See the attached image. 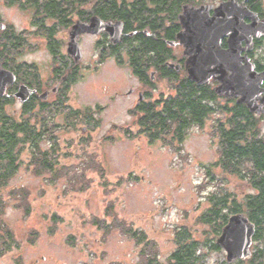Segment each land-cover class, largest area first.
I'll list each match as a JSON object with an SVG mask.
<instances>
[{
  "label": "rangeland",
  "instance_id": "obj_1",
  "mask_svg": "<svg viewBox=\"0 0 264 264\" xmlns=\"http://www.w3.org/2000/svg\"><path fill=\"white\" fill-rule=\"evenodd\" d=\"M218 4L220 0H197L194 6ZM2 14L7 21L28 27L26 17L14 9L3 8ZM61 35L62 31L58 37ZM183 51L182 46L175 50L177 59L184 56ZM46 55L41 51L32 58L46 64L49 58ZM259 55L264 56V45ZM82 58L77 61L78 66L86 63L93 69L84 70L81 77L69 84L65 104L76 110L102 107L101 126L91 130L79 123L76 129L57 131L58 167H70L71 171L56 181L52 175L37 176L33 170H28L31 151H22L20 171L0 191V197L7 202L2 219L15 238L13 248L7 246V252L0 257V264L139 263L140 247L136 246L135 240L119 229L105 234L90 224L93 217L104 219L108 224L116 218L134 230L144 232L157 246L163 260L175 248V225L193 227L196 234H200L197 218L209 206L207 194L218 186L216 182L207 186L203 193L199 191V186L207 182V166L218 158L217 139L212 132L215 116L203 130L194 127L189 132L180 153L160 143L150 145L144 137L135 139L120 130L112 132L111 126L116 125L136 133L129 115L135 96H127L132 94L130 89H137L136 81L126 67L121 68L109 59L94 68L97 51L89 40L84 43L83 62ZM43 73L47 76L48 69L45 68ZM159 93H172L167 81L158 82V92L154 93L153 100ZM58 104L61 110L53 122L63 124L67 106ZM108 135L113 141L104 139ZM92 159L103 166V176L99 170L90 167ZM211 172L226 190L241 195L249 189L219 169ZM81 175L85 180L78 178ZM129 175L132 180L127 181ZM18 188H25L29 193L30 211L26 216L22 209L14 207L20 201L11 194ZM33 230L38 236L30 244L28 237ZM208 257L209 264H219L226 258L224 251L222 254L211 253Z\"/></svg>",
  "mask_w": 264,
  "mask_h": 264
},
{
  "label": "trees",
  "instance_id": "obj_2",
  "mask_svg": "<svg viewBox=\"0 0 264 264\" xmlns=\"http://www.w3.org/2000/svg\"><path fill=\"white\" fill-rule=\"evenodd\" d=\"M65 1L67 8L70 3L75 2ZM196 2L197 0H134L127 4L125 0H105L103 7H98L97 10L103 14V19L120 21L125 24L127 30L133 27L129 31H136L135 36L126 44V56L133 75L147 85L146 97L150 98L151 93L158 92L159 81H167L172 90L171 94L159 93L156 100L142 101L129 110L136 133H132L127 127L120 128L116 125H112L110 131L120 130L135 139L144 137L150 145L160 143L180 153L189 132L194 127L203 130L207 122L215 116L212 132L217 139L218 158L207 166V182L199 186V191L203 193L207 186L216 182L218 186L207 194L206 201L209 206L197 218V225L201 226L200 234L197 235L193 227L175 225V248L170 256L163 260L157 246L144 232L134 230L123 221L114 218V221L108 224L104 219L93 217L90 224L97 226L105 234L112 229H119L134 239L136 246L140 247V261L137 264H209L208 256L211 253L223 252L216 240L229 217L243 214L255 227L250 248L251 256L231 264H264V115L252 114L245 105L238 104L236 100L218 96L214 91L217 85L214 82L199 86L189 80L183 67L184 57L177 59L175 53V50L180 48L177 46L176 36L181 32L179 17L183 7L194 6ZM236 2L256 13L260 20H264L263 0ZM49 3L51 16L63 10L55 0H49ZM144 30H147L148 34L143 33ZM120 45H115L113 49L116 61H122L121 51L117 49ZM263 45L264 36L254 40V50L249 54L258 72L264 70V56L259 55ZM177 63L181 64L179 72L174 68ZM170 65L174 67L171 68ZM70 66H74V63L68 61L67 70ZM151 73L154 74L153 80ZM73 78L74 75L69 76V84ZM66 109L63 124L53 122L59 113V109L53 106L49 112L34 114L33 126L25 120L23 123H17L3 115L0 126V191L6 188L20 171L21 154L25 149L31 151L27 169L33 170V174L37 176L52 175L56 181L71 171L70 167H65L64 173V170L58 167L57 131L65 128L76 129L79 123L88 129L97 130L101 126L99 114L103 108L96 106L76 110L67 106ZM104 139L113 141L111 135ZM90 164L91 168L99 170L103 176L104 169L99 162L96 163L92 159ZM212 169H219L223 174L236 178L249 189L241 195L226 190L219 185L221 181L211 172ZM78 178L85 180L84 175ZM120 180L122 182L124 179L121 177ZM130 180L131 175L127 177V181ZM28 194L25 188L15 189L11 194L15 200L20 201L14 207L22 209L25 216L30 211ZM6 206L7 202L0 197V257L7 252V246L13 248L15 243L12 230L2 219ZM37 236V231H31L28 242L33 244ZM219 264H228L226 258Z\"/></svg>",
  "mask_w": 264,
  "mask_h": 264
},
{
  "label": "flooded vegetation",
  "instance_id": "obj_3",
  "mask_svg": "<svg viewBox=\"0 0 264 264\" xmlns=\"http://www.w3.org/2000/svg\"><path fill=\"white\" fill-rule=\"evenodd\" d=\"M55 1L62 6L63 10L56 13L55 16H51L49 0H0V24L5 25V29L0 30V72H7L13 78L12 83L6 84L0 97V126L3 122V115L17 123H23L25 120L30 126H33L34 114L49 112L52 106L59 109L60 112L61 108L58 103L65 104L67 98L65 91L69 84V76L74 75L73 79H76L81 77L84 70L93 69L92 65L86 63L78 66V63L76 64L68 55L70 32L76 23L90 24L94 18L104 24L110 23L112 26L118 22L121 23L120 36L118 41L113 43L110 34L106 31H100L98 34L79 35L76 41L81 54L83 53L81 61L83 62L84 59V43L89 40L97 51L94 68L109 59L120 65L121 68L126 67L132 74L137 89H130L129 92L132 94L127 96H135L133 108L142 101L153 100L154 93L150 94V98L146 97L147 85L140 82L128 66L125 47L131 37L136 34V31H129L133 27L127 30L125 24L120 21L103 19V14H100L97 8L103 7L105 0H75L74 3L69 4L68 8L65 0ZM125 1L127 4H131L134 0ZM3 8L14 9L19 15L26 17L28 27H20L15 22L4 19ZM61 31L62 35L58 37ZM143 33L148 34L147 30H144ZM223 43L226 47L224 39L222 47ZM117 44H121L117 49L121 51L122 61H116L115 54H113L114 46ZM41 51L48 55H46L47 58L49 57L46 64L32 58ZM68 61L74 63V66H70L69 70H67ZM184 63L185 57L183 62L185 69ZM180 65L176 64L179 67L178 71L176 66L174 67L177 72L181 69ZM45 68L48 69L47 76L43 73ZM151 78L154 79L153 73H151ZM51 80L56 83L52 84ZM8 110L12 112L10 113Z\"/></svg>",
  "mask_w": 264,
  "mask_h": 264
},
{
  "label": "water",
  "instance_id": "obj_4",
  "mask_svg": "<svg viewBox=\"0 0 264 264\" xmlns=\"http://www.w3.org/2000/svg\"><path fill=\"white\" fill-rule=\"evenodd\" d=\"M179 23L181 32L176 40L184 49V65L189 80L199 86L213 81L217 83L214 91L218 96L236 100L252 114L264 115V70L256 71L249 58V53L254 49V40L264 36V20L236 0H225L217 6L186 5ZM121 28L119 22L112 26L96 18L90 24L76 23L70 32L68 55L75 63L82 58L76 41L79 35L106 31L112 42L116 43ZM4 29L5 25L0 24V30ZM223 39L225 48L222 47ZM176 68L178 71L179 67ZM12 81L11 74L0 72V97L6 84ZM254 233V225L243 214L229 217L216 240L228 264L250 258Z\"/></svg>",
  "mask_w": 264,
  "mask_h": 264
}]
</instances>
